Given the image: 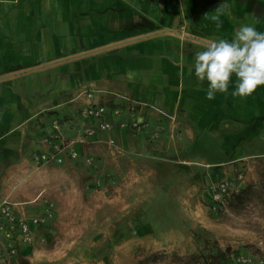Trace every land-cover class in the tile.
<instances>
[{"label":"crops","instance_id":"obj_1","mask_svg":"<svg viewBox=\"0 0 264 264\" xmlns=\"http://www.w3.org/2000/svg\"><path fill=\"white\" fill-rule=\"evenodd\" d=\"M243 24L264 32V0H0V203L22 218L41 214L44 190L31 191L44 168L86 166L85 158L94 173L87 186L106 175L102 186L110 185L105 171L116 168L124 186L137 184L136 208L166 193L161 177L176 176L183 198V182L263 165L264 86L234 97L233 75L228 92L209 100L208 82L194 70L197 52L212 40L230 41ZM88 105H117L121 114L106 118L145 129L115 128L78 142L94 123L80 116ZM54 121L78 158L39 166L34 157L57 142ZM51 222L33 228V245L18 246L11 264L43 255L39 239Z\"/></svg>","mask_w":264,"mask_h":264},{"label":"rangeland","instance_id":"obj_2","mask_svg":"<svg viewBox=\"0 0 264 264\" xmlns=\"http://www.w3.org/2000/svg\"><path fill=\"white\" fill-rule=\"evenodd\" d=\"M47 167L31 192L44 190L56 215L44 233L43 255L23 264H241L239 256L264 264V164L224 175L235 180L242 173L243 186L253 190L216 209L209 191L221 176L183 182V198L176 176L161 177L166 193L136 208L137 184L124 186L116 168L105 171L110 185L88 188L94 173L87 165Z\"/></svg>","mask_w":264,"mask_h":264},{"label":"built area","instance_id":"obj_3","mask_svg":"<svg viewBox=\"0 0 264 264\" xmlns=\"http://www.w3.org/2000/svg\"><path fill=\"white\" fill-rule=\"evenodd\" d=\"M90 97V94H87ZM112 118L118 117L121 114V108L105 105H88L80 110V116L83 120L93 121V125L88 126L83 131L78 142L86 143L100 132H109L113 129L128 128L130 130L142 131L145 129V124L138 122H126L122 120L112 121L106 118L107 113ZM60 124L57 121L52 123L54 130L51 139L57 141L53 144L54 150L50 153H43L35 156L34 160L37 165L42 164H62L63 159L68 156L70 159L75 160L78 158V152L74 149V142L64 140L60 135ZM47 141V140H46ZM110 146L115 145L113 139H108ZM85 164L89 167L92 164V158H85ZM103 177V178H101ZM106 176H98L94 178L93 184H89L88 188L102 187L103 182L107 181ZM244 176L238 173L235 180L222 177L210 188L211 201L213 209L220 207L224 200L232 194L238 193L243 187ZM42 202L41 214L34 216L30 219L22 218L16 215L13 205L8 201L0 203V264H11L12 259L18 253V246H31L35 241L33 228L46 226L51 222L56 215V205L54 201L49 198L43 197L40 193L37 197ZM40 242L45 241V236L40 237ZM237 262L241 264H250L251 260L243 256L236 258ZM232 264V263H229Z\"/></svg>","mask_w":264,"mask_h":264},{"label":"clouds","instance_id":"obj_4","mask_svg":"<svg viewBox=\"0 0 264 264\" xmlns=\"http://www.w3.org/2000/svg\"><path fill=\"white\" fill-rule=\"evenodd\" d=\"M212 19L219 21V16L214 15ZM194 70L201 82H208L206 98L209 100L214 99L217 92H228L233 75L236 84L232 95H251L259 86H264V32L243 24L230 41L223 38L210 41L205 50L196 53ZM134 76L131 71L127 73L129 80Z\"/></svg>","mask_w":264,"mask_h":264},{"label":"trees","instance_id":"obj_5","mask_svg":"<svg viewBox=\"0 0 264 264\" xmlns=\"http://www.w3.org/2000/svg\"><path fill=\"white\" fill-rule=\"evenodd\" d=\"M251 190H253L252 186H243L238 193L230 195L229 197L225 199V201L229 198H232V200L241 202L243 201L245 195L251 193ZM226 264H229V263L227 262Z\"/></svg>","mask_w":264,"mask_h":264}]
</instances>
